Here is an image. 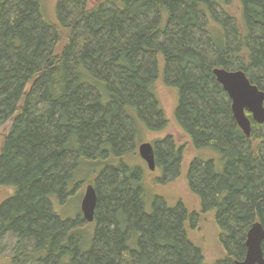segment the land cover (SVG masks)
Masks as SVG:
<instances>
[{
	"label": "trees",
	"instance_id": "trees-1",
	"mask_svg": "<svg viewBox=\"0 0 264 264\" xmlns=\"http://www.w3.org/2000/svg\"><path fill=\"white\" fill-rule=\"evenodd\" d=\"M216 68L264 92V0H0V237L14 242L2 264H210L191 239L205 215L222 254L211 264L242 261L264 228V124L246 113L245 137ZM158 82L177 94L185 145L213 155L187 167L198 212L156 193L182 163L171 137L152 145L162 178L129 163L167 127ZM87 185L93 222L63 219Z\"/></svg>",
	"mask_w": 264,
	"mask_h": 264
},
{
	"label": "rangeland",
	"instance_id": "rangeland-1",
	"mask_svg": "<svg viewBox=\"0 0 264 264\" xmlns=\"http://www.w3.org/2000/svg\"><path fill=\"white\" fill-rule=\"evenodd\" d=\"M54 1L55 0H43L44 7L48 11H51ZM156 95L160 106L163 109L164 116L167 121V127L160 133H145L144 139L139 144L148 142L153 145L166 137H171L176 146H182L181 149H183V158L178 175L163 178L162 183L155 189L156 193L163 196L169 205H174L175 203L180 202L183 203L189 211L198 212L199 202L195 196L191 194L187 185V167L196 156L199 157V159L202 158L203 160H209L213 157V155L204 151L195 152L190 149V147L185 145L187 139L178 127L173 116L177 101L176 92L172 89L166 88L161 84V82H158ZM5 130L6 127L0 128V139L5 133ZM129 163L149 172L146 164L140 159L138 152L137 155L134 156V159L129 161ZM161 176V172L157 169L152 171L150 174V178L152 179L162 178ZM85 187L81 190L80 199L72 202L71 204H67L66 208L62 209L61 212H58L63 219H71L74 217L75 211L80 209V203L84 195ZM7 194H9L8 190L0 189V201L5 198ZM191 239L201 248L203 256L208 263L211 264L221 259L222 254L220 246L218 245V231L212 216H202L197 232L191 234ZM13 244L14 242L9 241L7 236L0 237V264H2L5 255L8 254L9 247Z\"/></svg>",
	"mask_w": 264,
	"mask_h": 264
},
{
	"label": "water",
	"instance_id": "water-1",
	"mask_svg": "<svg viewBox=\"0 0 264 264\" xmlns=\"http://www.w3.org/2000/svg\"><path fill=\"white\" fill-rule=\"evenodd\" d=\"M213 76L229 101L232 117L245 137L251 133V120L257 125L264 124V92L252 85L242 71L228 72L224 69H214ZM140 159L147 169L155 170V155L152 144L141 143L137 148ZM97 206V195L91 185H87L80 203V211L87 223H92ZM264 241V228L261 223H254L246 234V255L243 261L235 264H264L262 243Z\"/></svg>",
	"mask_w": 264,
	"mask_h": 264
},
{
	"label": "flooded vegetation",
	"instance_id": "flooded-vegetation-1",
	"mask_svg": "<svg viewBox=\"0 0 264 264\" xmlns=\"http://www.w3.org/2000/svg\"><path fill=\"white\" fill-rule=\"evenodd\" d=\"M230 109H231V108H230ZM244 246H245V244H244ZM245 249H246V248H245ZM245 255H246V254H245ZM244 258H245V257H244ZM243 260H244V259H243ZM243 260H242V261H243ZM239 262H241V261H239ZM235 263H236V262H235Z\"/></svg>",
	"mask_w": 264,
	"mask_h": 264
}]
</instances>
